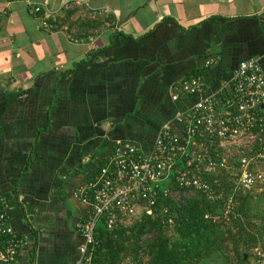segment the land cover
<instances>
[{"label":"crops","instance_id":"1","mask_svg":"<svg viewBox=\"0 0 264 264\" xmlns=\"http://www.w3.org/2000/svg\"><path fill=\"white\" fill-rule=\"evenodd\" d=\"M31 2L40 15L0 0V194L31 241L21 264H79L77 189L119 144L151 151L167 123L184 137L173 120L198 100H173L184 82L205 96L243 60L264 68V0Z\"/></svg>","mask_w":264,"mask_h":264},{"label":"built area","instance_id":"2","mask_svg":"<svg viewBox=\"0 0 264 264\" xmlns=\"http://www.w3.org/2000/svg\"><path fill=\"white\" fill-rule=\"evenodd\" d=\"M13 1L31 6L35 14L42 13L31 0ZM43 23L50 27L48 20ZM204 90L202 78L193 77L173 96L174 101L183 95L198 97L190 110L173 120L184 125V137L176 135L167 123L151 151L119 144L93 178L77 189L75 197L90 209L89 217L79 225L83 239L79 264H95L99 246L95 233L100 221L108 230L130 226L145 216L166 214L167 209L159 206L160 199L178 201L181 194L201 195L210 202L223 200L224 192L204 181L205 174L226 171L230 174L228 184L233 186L223 208L217 214H206L214 223L238 218L235 195L239 191L264 190L263 66L256 59L243 60L234 71L230 90L205 96ZM11 210L7 196L0 194V264H21L31 248V241L13 229ZM256 256L252 264H264L260 249ZM118 264L139 263L126 258Z\"/></svg>","mask_w":264,"mask_h":264},{"label":"trees","instance_id":"3","mask_svg":"<svg viewBox=\"0 0 264 264\" xmlns=\"http://www.w3.org/2000/svg\"><path fill=\"white\" fill-rule=\"evenodd\" d=\"M51 21L52 18L48 19ZM210 153L215 154L213 149ZM203 179L218 186L224 192V199L233 193L228 176L221 181L208 173ZM57 188L62 190L63 185L59 183ZM251 195L241 191L235 195L238 218L230 222L207 220V213L214 215L223 208L224 199L210 202L201 195L182 197L178 201L160 199L159 206L167 209L166 214L145 216L130 226L108 230L104 221H100L95 233L99 246L94 262L118 264L131 258L139 264L144 260L147 264H227L226 245L231 243L238 259L236 264H252L258 249L264 253V209L259 214V225L254 226L248 219V210L252 211L254 203ZM170 229L174 231L173 236L166 234ZM242 248L247 255L242 253Z\"/></svg>","mask_w":264,"mask_h":264},{"label":"rangeland","instance_id":"4","mask_svg":"<svg viewBox=\"0 0 264 264\" xmlns=\"http://www.w3.org/2000/svg\"><path fill=\"white\" fill-rule=\"evenodd\" d=\"M224 172L226 174H224ZM224 172H215L213 174L216 175V177H218L221 181L226 178L228 176V179L230 178V174H228V172L224 171ZM231 173V172H230ZM227 175V176H226ZM250 194H252L251 196L254 197L253 198V202L251 205V208H252V211L251 210H248V219L254 223L253 225L254 226H258L259 225V214H260V211H262L264 209V190L262 192L260 191H254V192H249ZM180 195V194H179ZM178 195V196H179ZM193 194H188L187 196H182V194L180 195V198H188L190 196H192ZM247 221V220H246ZM248 222V221H247ZM166 234L168 236H173L174 235V231L172 229L168 230L166 232ZM227 252H226V257H227V264H236L238 259L236 258L235 256V253H234V250H233V247L231 245V243H228L227 245ZM242 253L247 255V251L246 249H243L242 248ZM249 262V261H248ZM147 264V262L144 260V262L142 264Z\"/></svg>","mask_w":264,"mask_h":264}]
</instances>
